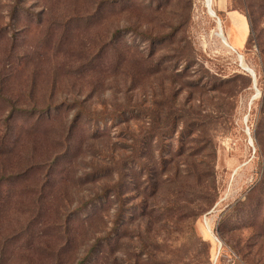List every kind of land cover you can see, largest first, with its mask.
I'll use <instances>...</instances> for the list:
<instances>
[{
	"label": "rangeland",
	"instance_id": "374dc122",
	"mask_svg": "<svg viewBox=\"0 0 264 264\" xmlns=\"http://www.w3.org/2000/svg\"><path fill=\"white\" fill-rule=\"evenodd\" d=\"M263 102L264 0H0V264H264Z\"/></svg>",
	"mask_w": 264,
	"mask_h": 264
},
{
	"label": "crops",
	"instance_id": "0c3cea01",
	"mask_svg": "<svg viewBox=\"0 0 264 264\" xmlns=\"http://www.w3.org/2000/svg\"><path fill=\"white\" fill-rule=\"evenodd\" d=\"M223 9L224 8L222 6V3L220 4L218 3V11L223 12L222 11ZM224 12L227 13V16H226L227 17L226 19L227 20V26H226L227 39L229 40L233 48L239 50L240 48H242V46H244L247 35H248L247 21L245 19V16L238 12L226 11V10ZM233 25L235 26V28L233 27Z\"/></svg>",
	"mask_w": 264,
	"mask_h": 264
},
{
	"label": "trees",
	"instance_id": "16d2710c",
	"mask_svg": "<svg viewBox=\"0 0 264 264\" xmlns=\"http://www.w3.org/2000/svg\"><path fill=\"white\" fill-rule=\"evenodd\" d=\"M190 84L194 87L206 86V82H202V80H190ZM262 108L264 109V102L262 103ZM50 110H51V107L48 106L47 109L45 110L47 115L50 113ZM165 119H167V118H165ZM176 127H177V124H176ZM188 127H189V125H188ZM186 132H187V126L180 131L179 137L182 138ZM190 133L188 134V136H190ZM180 144L181 143L179 142V145ZM163 149L164 148H161V151H163ZM178 154L180 155L181 152L179 151ZM159 163L161 164V170L160 171L165 172V170L167 169L168 160H166V158H164V157H161ZM146 169H147L146 170L147 172H146V180H145L146 184L145 185L147 187H149V191H153L155 189L154 192H152V194L150 195V196H153V195H155V193L157 191L158 177H159L160 171L159 172L152 171L153 166H148ZM98 244H99V241H96V243L91 245V249H90L89 253L87 254V259L92 255V254H90L91 251L95 250L97 248ZM82 262H80V263H82Z\"/></svg>",
	"mask_w": 264,
	"mask_h": 264
},
{
	"label": "bare ground",
	"instance_id": "6f19581e",
	"mask_svg": "<svg viewBox=\"0 0 264 264\" xmlns=\"http://www.w3.org/2000/svg\"><path fill=\"white\" fill-rule=\"evenodd\" d=\"M213 12V11H212ZM221 28V27H220ZM221 34H222V36H223V32H222V30H221Z\"/></svg>",
	"mask_w": 264,
	"mask_h": 264
}]
</instances>
